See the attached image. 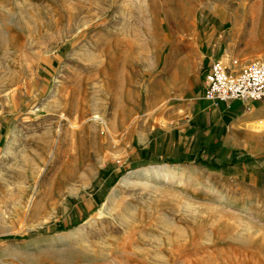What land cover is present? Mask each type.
<instances>
[{"label":"rangeland","instance_id":"rangeland-1","mask_svg":"<svg viewBox=\"0 0 264 264\" xmlns=\"http://www.w3.org/2000/svg\"><path fill=\"white\" fill-rule=\"evenodd\" d=\"M209 26L264 58V0H0V264H264V191L133 158Z\"/></svg>","mask_w":264,"mask_h":264},{"label":"crops","instance_id":"crops-1","mask_svg":"<svg viewBox=\"0 0 264 264\" xmlns=\"http://www.w3.org/2000/svg\"><path fill=\"white\" fill-rule=\"evenodd\" d=\"M215 34L213 26L195 34L201 52L194 83L197 85L187 93V102L171 105L169 122L147 131V136L137 143L133 158L142 166L161 161L166 164L162 168L170 166L174 172L177 167H196L206 174L228 176L264 191V99L242 102L203 96L202 79L208 62L229 54L225 48H214ZM148 167L157 168L150 165L142 169ZM136 170L141 168L132 171Z\"/></svg>","mask_w":264,"mask_h":264},{"label":"built area","instance_id":"built-area-1","mask_svg":"<svg viewBox=\"0 0 264 264\" xmlns=\"http://www.w3.org/2000/svg\"><path fill=\"white\" fill-rule=\"evenodd\" d=\"M202 88L203 96L212 100L264 99V58L249 59L236 69L212 59L203 73Z\"/></svg>","mask_w":264,"mask_h":264},{"label":"bare ground","instance_id":"bare-ground-1","mask_svg":"<svg viewBox=\"0 0 264 264\" xmlns=\"http://www.w3.org/2000/svg\"><path fill=\"white\" fill-rule=\"evenodd\" d=\"M95 118L97 117V116H94ZM176 168V167H175ZM177 169V168H176ZM152 170H153V168H146V169H142L141 168V170H136V171H131V172H129L127 175H125V177H123L122 179H121V181L119 182V184H126V183H130L131 181H133L134 179H136V178H142V177H144V176H147V175H150L151 173H152ZM174 168L173 167H170V166H168V167H165V168H159V169H157L156 170V176L158 177V175L160 176H167V175H169L170 173H173L174 172ZM155 173V172H154ZM154 173H152V174H154ZM155 175V174H154ZM153 176V175H152ZM114 191V189L112 190V192ZM112 192H110V194L108 195V198L110 197V195L112 194ZM114 193H115V191H114ZM107 198V199H108ZM84 227V226H83ZM76 229H80L79 227L78 228H76ZM73 230L71 229V231L69 230L67 233L69 234H71V232H72ZM64 234H66V233H64ZM64 234H60L59 236L57 235L56 237H59V238H63L62 236H64ZM69 234V235H70ZM67 236V235H66Z\"/></svg>","mask_w":264,"mask_h":264}]
</instances>
